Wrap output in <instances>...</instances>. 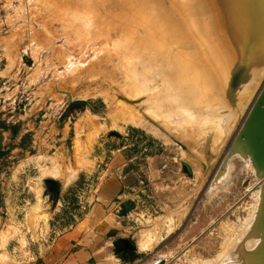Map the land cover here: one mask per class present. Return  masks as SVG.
<instances>
[{
  "label": "rangeland",
  "instance_id": "1",
  "mask_svg": "<svg viewBox=\"0 0 264 264\" xmlns=\"http://www.w3.org/2000/svg\"><path fill=\"white\" fill-rule=\"evenodd\" d=\"M216 1L0 0V264L37 263L60 232L86 222L92 238L85 248L95 254L105 247L95 256L109 253L115 264L264 262V176L247 144H235L264 86V66L257 83L240 82L247 91L232 94V113L219 109V137L208 130L195 141L181 139L117 105L142 92L121 86L115 59L139 55L163 67L164 50L144 43L160 42L166 30L167 49L186 55L194 85L206 83L197 96L211 100V90L220 92L210 61L196 60L201 46L184 34L178 6L198 20L204 45L220 46L228 98L229 24L221 17L226 1ZM253 211L259 220L250 218ZM249 238L263 243L255 249Z\"/></svg>",
  "mask_w": 264,
  "mask_h": 264
},
{
  "label": "bare ground",
  "instance_id": "2",
  "mask_svg": "<svg viewBox=\"0 0 264 264\" xmlns=\"http://www.w3.org/2000/svg\"><path fill=\"white\" fill-rule=\"evenodd\" d=\"M223 1H226V3H225L226 6L224 8H222V6L220 5V7L222 8V10H221L222 14L221 13L220 14H221L223 21L226 23V25L229 24V31L227 33V38L229 39V49H230L229 53L231 52V60H230L231 77L233 78V82H234L232 84L233 87L230 86L229 84H228L229 86L228 85L226 86L228 89H231V90L233 89L232 91L229 90L230 92L228 91L229 92L228 98L225 97L226 94L224 95L225 91H224V89H223L224 87L222 85L223 82H221L223 79L222 73H224V66L222 64H226V63H224V61L226 62V59L223 57L222 54H220L216 51V49H219L220 46L215 47V45H214L215 42L213 44L212 43L209 44L208 41H207V44L204 45L202 38L199 36L200 24H199L198 20H197V22L195 20H192L191 16H190L192 13L186 14L187 9L183 7V9H184L183 10L182 6H178V10L181 11L182 13H184V14H179L180 15L179 17H181L180 23L184 29V34L193 35V37L195 38L198 45L201 46V49H197V51L194 53L196 60L210 61L211 69H213V72L215 75V81L218 82V84L221 86L220 92H216V90L215 91L211 90L210 91V93L212 95L211 100L210 99L206 100L203 97H202L203 98V100H202L201 97L197 96V94L199 93L198 91H201L199 87H201V85L206 87L205 86L206 83H205V81H202V83L194 85V83H193V79H194L193 77L194 76L185 64L184 59H186V55L182 54L183 55L182 57H178V56H175V51H173L171 53L170 49H167L166 41L168 39V36H167L168 33L166 30V31H162V33L159 35V39H161L160 42L151 40V38L148 37L147 41H145V43H144V46L147 45V46L152 47V48H157L160 51L164 50L166 63H163V65H164L163 67H160L159 64L157 65V64L151 63L152 58H149L148 60H146L142 56H139L136 54H135L136 56H133L130 59L128 58L127 61H125L124 58H123L124 61H118L117 59H115V73H118V75H120V77H121V81H122L121 86L142 92V94L137 96V98H135L133 96V98H130V99L129 98L126 100L122 99V101L123 100H125V101H123V102H121V104H117V105H120V107H122L123 109H125L128 112H131L134 115L140 117L141 120L144 118L143 120L146 122V124L150 123L151 121H154V122H158V125H159V123H160V125H161V123L164 125H167L168 128L171 129L170 131H172V129L177 130L179 135H181V139L186 137V138H190L189 141L190 140L195 141V138H197V136L200 133L208 131V130L213 132L216 137H219V134L222 131V127H221L220 122H221V120H223L222 117H220V115H219V109L228 107V108H230V111L232 113L233 107H234L233 103L231 102L232 94L234 92H237L240 89H245L244 87H242V88L239 87L240 82H243L241 84V86H245L246 84H249L251 81H254V80L255 81L252 82L251 85H253V83H255V82L257 83V81H259V77H257V76H258L260 70L264 66V0H223ZM109 2H111V3L107 4L108 5V6L106 5L107 7H109L112 4V1H109ZM210 2H212V1H209V3ZM216 2L220 3L219 0ZM223 3L221 2V4H223ZM215 4L217 5V3H215ZM216 5H214V6H216ZM218 6H217V8H218ZM216 10L217 9H215V11ZM119 11H121V10H119ZM216 13L219 14V12H216ZM112 14H113V12H112ZM192 18H195V17H192ZM216 18H217V16H216ZM110 19H111V17H110ZM219 20H221V19H219ZM107 21H108V19H107ZM119 22H121V21L119 20ZM119 22H117V23H119ZM224 22H223V25H224ZM219 23H220V21H219ZM132 25H135V24H132ZM132 25H129V26L131 27ZM113 27H115V26H113ZM132 28L133 27H131V29ZM218 28H217V30H218ZM219 29H221V28H219ZM125 31L127 32V29ZM136 31L133 34L136 35ZM141 32H142V30H141ZM225 32H226V27H225ZM133 34H130V36L129 35L128 36L131 38V36ZM222 38H224V37L222 36ZM136 39H139V38H136ZM131 40L133 41V38ZM141 40H143V38ZM141 40H139V41H141ZM224 40H226V37ZM132 41H130V42H132ZM135 41H136V43L133 42L134 43L133 45H135V44L137 45V40H135ZM126 43H127V41H126ZM130 45H131V43H130ZM139 45L141 46V42ZM132 47H135V46H132ZM131 48L129 46V49H131ZM135 49H138V50H136L137 52L133 49L135 51V53H138V51L140 53L139 47L138 48L135 47ZM121 52H122V50L119 53H121ZM129 54H131V52ZM120 55L122 56V54H120ZM196 78H198L197 74H196ZM230 81H232V80H230ZM263 91H264V86H263L262 90H260V93H259L254 105L252 106L251 110L253 109V107H255V104H256L257 100L260 98L261 94H263ZM116 92L117 91H115V95L119 98L121 94H119V92H117V93ZM124 98H126V97H124ZM214 101H216V102H214ZM181 103L183 105H184V103H186V105L183 106ZM179 104H181L183 107H181ZM188 105H189V107H188ZM251 110H250L247 118L250 116ZM247 118L245 119L244 124L242 125V127L240 129L241 131L239 130V132L244 134V136H245V128H246L245 122H246ZM248 121H247V128L250 126V123H249L250 121L249 122ZM155 124H157V123H155ZM191 129L193 130L192 134H190L192 131ZM258 129H259V126H255L254 130L251 131L255 137L257 136L256 132L257 131L259 132ZM244 139H245V137L243 138V140ZM243 140L241 141V139H235V144H236V142L237 143H242V142L245 143ZM243 146L247 147L244 144H243ZM248 149L246 148V151ZM249 153L250 154H248V152H247V154L251 156L253 163L254 164L256 163L255 166L257 167V171H258L257 175L264 176V160H261V159L259 160V158H256L255 156L252 157L253 154L251 152H249ZM256 153L257 152H254V155ZM238 157H239V155H238ZM246 157L247 156H245L243 152L240 153L241 160H243L244 164L248 166L249 161H247ZM231 158H232V156H231ZM245 165H244V168H245ZM247 166H246V169H247ZM230 167H231V165H230ZM248 167L250 169V166H248ZM255 177L253 180L258 179L257 177L256 178ZM260 187L262 188V186H260ZM263 190H264V187H263ZM257 192H258V190H257ZM252 193H254V192H252ZM260 193L262 194V191ZM260 193L256 194L255 200L258 201V198L264 197L263 195H262V197H259ZM252 195H255V194H252ZM255 200L253 199V202ZM253 202H251L252 205H253ZM261 202H263V201H261ZM261 202H260V205H261L260 207H257V206H259L258 205L259 203L257 205L255 204V206L258 209L263 206L261 204ZM263 204H264V202H263ZM252 205H250V206H252ZM252 208H255V207H251V209ZM257 208H255L256 211H257ZM255 209H253V210H255ZM248 212H251V210H249ZM255 212L253 211L252 214L248 213L250 215V218H252L251 216H253V218H254V216H256V214H254ZM259 212H260V210H259ZM259 212L257 215L258 217L256 216L257 219L260 216ZM252 221H253V219H252ZM257 221L254 220V222L256 224H257ZM249 222H251V220ZM258 223H259V221H258ZM259 224H257V225H259ZM249 225H252V224L249 223ZM262 226H263V224H262ZM250 228H252V227H250ZM257 228H258V226L255 228L256 232L258 230ZM247 230H248V228H247ZM259 230H261V229H259ZM249 231H251V235H248V236H250V238H251V236H253V234H254V233L252 234V232H254V231L252 229H249ZM258 232H260V231H258ZM261 233H263V230L261 231ZM261 233H260V235H261ZM260 235H259V237H260ZM262 235H261V237L263 238ZM254 238L258 239L257 236ZM256 239H254L255 241H257V242H255L256 244H258V241H259L260 245H261V243H263V242H260V240H256ZM251 240L252 239H250L249 242ZM253 242H250L251 245ZM256 244H254V246ZM251 245L248 246V244H247V246L249 248L251 247ZM254 246L252 245V247L256 249V247L259 245H256V247H254ZM262 246L264 247V245H261V247ZM246 249H248V248H246ZM255 249H254V251H255ZM250 251H252L251 248H250ZM243 254H244V252H243ZM240 255L241 254L239 253V256ZM235 258H238V257H235ZM259 258H261V257H259ZM254 259H255V257H254ZM257 259H258V257H257ZM257 261L254 262L253 264L257 263ZM241 262H243V261H241ZM262 264H264V262Z\"/></svg>",
  "mask_w": 264,
  "mask_h": 264
},
{
  "label": "crops",
  "instance_id": "3",
  "mask_svg": "<svg viewBox=\"0 0 264 264\" xmlns=\"http://www.w3.org/2000/svg\"><path fill=\"white\" fill-rule=\"evenodd\" d=\"M79 224L69 230L60 232L49 254L43 260L32 264H89V258L92 256L96 258L94 264H115V257H112L109 253L104 256H95L100 251V253L106 251L105 247L96 249L95 254L85 248L88 243L86 239L92 238V235L87 230H91L92 227L86 222L85 226L83 225L84 227L80 226L81 228H78ZM94 226L96 233H99L97 230L98 223Z\"/></svg>",
  "mask_w": 264,
  "mask_h": 264
},
{
  "label": "water",
  "instance_id": "4",
  "mask_svg": "<svg viewBox=\"0 0 264 264\" xmlns=\"http://www.w3.org/2000/svg\"><path fill=\"white\" fill-rule=\"evenodd\" d=\"M247 121L250 123V126L248 127L249 129L247 128ZM245 123L247 128H245V136L244 134L239 132L238 139H241L242 141L245 137L243 141L245 142V144H247L249 152L253 154L252 157L255 156L256 158H259V160H264V91L263 94H261L260 98L257 100L255 107H253V109L251 110L250 116L247 118ZM255 126H259V132H256V137L251 132L252 130H254ZM254 152L257 153L254 155Z\"/></svg>",
  "mask_w": 264,
  "mask_h": 264
}]
</instances>
